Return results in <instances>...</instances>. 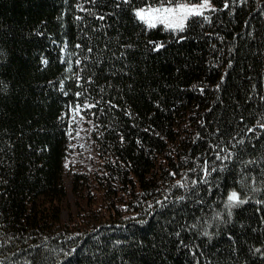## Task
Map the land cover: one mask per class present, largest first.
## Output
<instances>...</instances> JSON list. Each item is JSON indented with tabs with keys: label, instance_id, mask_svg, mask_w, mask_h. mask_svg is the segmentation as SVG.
Instances as JSON below:
<instances>
[{
	"label": "trees",
	"instance_id": "trees-1",
	"mask_svg": "<svg viewBox=\"0 0 264 264\" xmlns=\"http://www.w3.org/2000/svg\"><path fill=\"white\" fill-rule=\"evenodd\" d=\"M211 1L0 0V264H264V0Z\"/></svg>",
	"mask_w": 264,
	"mask_h": 264
},
{
	"label": "rangeland",
	"instance_id": "rangeland-1",
	"mask_svg": "<svg viewBox=\"0 0 264 264\" xmlns=\"http://www.w3.org/2000/svg\"><path fill=\"white\" fill-rule=\"evenodd\" d=\"M204 3H205V0H200V1L183 0V1L176 2V3L164 2V3H158V4L148 5L144 7H137L135 10V13L138 10H142V9H149V8L156 9V8H161V7H176V5H182L189 9H195L199 12V14H201L205 12L206 10L213 8V4L211 0H208L206 7H202ZM193 15L195 14L185 13V14L169 15L164 18L146 15L145 19L142 21L148 26H150L151 24H154L155 26L161 25L168 30L177 31L178 29H181V28H178L177 25L182 24L184 26L188 18ZM69 120H70L71 144L74 149H78L77 155L75 154V152H73L71 159L72 160L79 159L80 162H85L87 161V156H89L90 150H91V143L88 138V135H89L88 126L86 125L84 120H82V113L77 109L69 112ZM69 202L72 206V209H74L75 205L73 204V196L71 193L69 195ZM63 216L65 220H67L70 216V212H68L66 209L64 211Z\"/></svg>",
	"mask_w": 264,
	"mask_h": 264
},
{
	"label": "snow or ice",
	"instance_id": "snow-or-ice-1",
	"mask_svg": "<svg viewBox=\"0 0 264 264\" xmlns=\"http://www.w3.org/2000/svg\"><path fill=\"white\" fill-rule=\"evenodd\" d=\"M165 2H170V0H165ZM207 2L208 0H205V3L202 5V7H206L207 6ZM199 14V12L195 9H189L185 6L182 5H176V7H161V8H156V9H142V10H138L136 12V16L141 19L144 20L145 16H156L159 18H164L167 17L169 15H176V14ZM150 26H155L154 24H151ZM178 28H182L183 25L182 24H178L177 25ZM237 194L236 193H232L229 196V201H233V200H237ZM240 203H244V201H239Z\"/></svg>",
	"mask_w": 264,
	"mask_h": 264
}]
</instances>
